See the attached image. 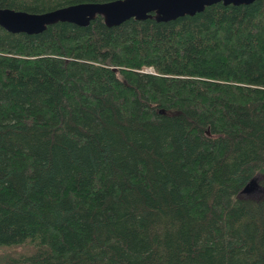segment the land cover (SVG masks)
Returning a JSON list of instances; mask_svg holds the SVG:
<instances>
[{"label": "trees", "instance_id": "trees-1", "mask_svg": "<svg viewBox=\"0 0 264 264\" xmlns=\"http://www.w3.org/2000/svg\"><path fill=\"white\" fill-rule=\"evenodd\" d=\"M258 174L264 0L0 25V264H264Z\"/></svg>", "mask_w": 264, "mask_h": 264}, {"label": "water", "instance_id": "water-1", "mask_svg": "<svg viewBox=\"0 0 264 264\" xmlns=\"http://www.w3.org/2000/svg\"><path fill=\"white\" fill-rule=\"evenodd\" d=\"M221 1L223 4L250 3L253 0H106L80 1L69 3L42 12L0 7V25L11 32L37 33L47 24L57 20L69 21L86 26L96 13L103 15L104 22L116 25L135 17L138 19L154 16L158 21L174 19L184 14H194L205 6ZM255 175L240 190L239 194L251 190Z\"/></svg>", "mask_w": 264, "mask_h": 264}, {"label": "rangeland", "instance_id": "rangeland-1", "mask_svg": "<svg viewBox=\"0 0 264 264\" xmlns=\"http://www.w3.org/2000/svg\"><path fill=\"white\" fill-rule=\"evenodd\" d=\"M145 70H150L152 71V68L151 67H145ZM260 179H261V175H257L256 176V179H255V185L254 187L249 190V191H246L244 193H241L240 196H258L262 193V191H264V185L260 182ZM14 249H16V251H21V250H28L29 249V245L28 244H18V245H14ZM9 251V250H8Z\"/></svg>", "mask_w": 264, "mask_h": 264}]
</instances>
